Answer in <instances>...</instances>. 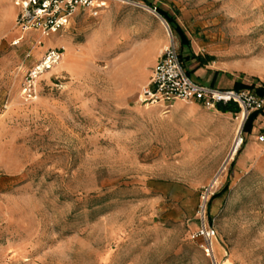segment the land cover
<instances>
[{
  "label": "rangeland",
  "instance_id": "obj_1",
  "mask_svg": "<svg viewBox=\"0 0 264 264\" xmlns=\"http://www.w3.org/2000/svg\"><path fill=\"white\" fill-rule=\"evenodd\" d=\"M145 3L189 35L197 68L264 86V0H109L48 37L22 33L16 0H0V264H264V158L239 164L235 118L139 102L152 39L185 62ZM60 47L25 102L26 71Z\"/></svg>",
  "mask_w": 264,
  "mask_h": 264
},
{
  "label": "built area",
  "instance_id": "obj_2",
  "mask_svg": "<svg viewBox=\"0 0 264 264\" xmlns=\"http://www.w3.org/2000/svg\"><path fill=\"white\" fill-rule=\"evenodd\" d=\"M109 0H16L20 14L15 26L22 32H40L55 35L62 31L77 10H86L96 17L99 11L108 7ZM64 49L52 48L44 52L26 71L20 94L25 102L36 99V82L52 70L63 58ZM176 101L199 104L212 112L218 105H236L245 117L254 111L264 110V97L249 90L218 89L194 82L178 55V49L171 38L169 45L160 53L152 71L149 83L142 87L139 102L146 106L158 107L166 112ZM264 143V136L258 137ZM212 233L201 229L198 236L209 238Z\"/></svg>",
  "mask_w": 264,
  "mask_h": 264
},
{
  "label": "crops",
  "instance_id": "obj_3",
  "mask_svg": "<svg viewBox=\"0 0 264 264\" xmlns=\"http://www.w3.org/2000/svg\"><path fill=\"white\" fill-rule=\"evenodd\" d=\"M104 11L101 10L99 11L98 15ZM81 12H86L88 13L86 10H77L73 15L72 17L70 18V20L78 13H81ZM90 14V13H88ZM69 20V21H70ZM162 20H160V24L158 25V30L159 32H161V34L164 35V33L166 32V29H165V25L164 23L161 22ZM165 22V21H164ZM166 23V22H165ZM167 25V23H166ZM187 40L189 41V47L190 48H187V47H178L179 48V54L180 56L182 57V59H184V69L185 71H193L192 74L189 76L194 82H197L199 84H202V85H206V86H210V87H216L218 89H233V85H234V82H230V83H225V81H223L222 79H224V73L221 72L219 69H216V68H213L211 66H209L207 64H204V65H201L197 68L198 64L196 63V59H191L190 58V53L193 54L195 57L198 56L197 52L193 49V45H192V41L190 40V37L187 33H184ZM41 36L45 37V35H42ZM151 41H154L155 43V47H157L158 49V52L160 51V53L169 45V43H166L165 40L161 39V40H155V39H152ZM159 58V56H158ZM157 58V59H158ZM158 60H156L152 65H151V72H150V75L146 81V83L142 86H147L148 83H149V79L151 77V74H152V71L156 65ZM194 62L196 63L195 65ZM184 102H181V101H176L174 102L170 107L169 109L164 112V114H168L170 113V116H175L176 113L184 106ZM189 104H192V105H195V107H199L200 105L199 104H196V103H189ZM201 107V106H200ZM158 108V107H157ZM202 108V107H201ZM159 110H161L160 108H158ZM174 109V112L172 113V110ZM163 112V111H162ZM218 113L220 115H223L225 116L227 119H231L233 120V118H235L231 125V127L233 129L236 130V133L238 134L240 129H241V126L244 122V120L246 118H242V117H245V116H242V114L240 113H237V114H232V113H220L217 109L215 111H212L211 113ZM210 113V112H209ZM263 113H264V110H263ZM214 115H212V117L210 116H204V117H201L199 119H196L194 121L195 124H202V123H205V122H209V121H212V118H213ZM188 118H189V115H188ZM257 129H260L262 131H264V116L262 115H258L254 122H253V128L251 130V133L249 135H246V142L245 144L243 145V150L240 154V159H239V164H241L242 166L247 164L248 162H256L258 161L259 159H263L264 158V143H260L258 142V137H256V132H257ZM262 136H264V133L262 134ZM239 147V146H238ZM237 147V148H238ZM236 152V151H235Z\"/></svg>",
  "mask_w": 264,
  "mask_h": 264
},
{
  "label": "trees",
  "instance_id": "obj_4",
  "mask_svg": "<svg viewBox=\"0 0 264 264\" xmlns=\"http://www.w3.org/2000/svg\"><path fill=\"white\" fill-rule=\"evenodd\" d=\"M146 5L148 7H150V8H152V9H154L155 12L167 23V25L169 26L171 32H173L175 34V36L177 37V39L179 41V44H180V47H184L185 46V47L188 48L189 47V41L187 40V38L184 35V33L182 32V30L176 25L173 17H171L165 11H163V10L157 8V7L153 8L149 4H146ZM187 74L189 75L190 73L187 72ZM245 88H247V87L242 85V84H240V83H238V82L234 83V85H233V89L234 90H242V89H245ZM254 92L258 96H263L264 97V86L258 87V88H254ZM217 110L220 113H223V114H225V113H232V114L239 113L238 107L236 105H233V104H228V105H224V106L223 105H218L217 106ZM258 115L264 116L263 111H254V112L250 113L247 116V118L244 120V122H243V124L241 126V129H240L241 134L249 135L251 133V130L253 128V122H254L255 118ZM227 188H228V183H226L224 185L223 189L221 190V193L226 192Z\"/></svg>",
  "mask_w": 264,
  "mask_h": 264
},
{
  "label": "bare ground",
  "instance_id": "obj_5",
  "mask_svg": "<svg viewBox=\"0 0 264 264\" xmlns=\"http://www.w3.org/2000/svg\"><path fill=\"white\" fill-rule=\"evenodd\" d=\"M161 20V19H160ZM162 22V21H161ZM163 23V22H162ZM45 37H48V35H45ZM38 45H41V42L39 41L38 42ZM242 114V113H241ZM242 116H244L243 114H242ZM242 118H244V117H242ZM237 139H239V142H237L238 144H236L237 146L236 147H238L240 144H241V138H237ZM209 246V248L211 249V243L208 245Z\"/></svg>",
  "mask_w": 264,
  "mask_h": 264
}]
</instances>
